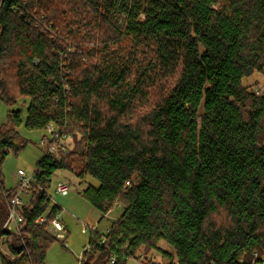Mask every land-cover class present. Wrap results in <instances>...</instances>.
Wrapping results in <instances>:
<instances>
[{"label":"trees","instance_id":"1","mask_svg":"<svg viewBox=\"0 0 264 264\" xmlns=\"http://www.w3.org/2000/svg\"><path fill=\"white\" fill-rule=\"evenodd\" d=\"M255 73L264 0H0V102L28 105L0 126V228L22 123L73 138L37 161L20 232L0 233L17 258L0 264H45L58 237L36 220L60 213L45 190L60 169L99 182L81 194L101 219L121 207L80 264L149 250L166 264H264V93L244 84Z\"/></svg>","mask_w":264,"mask_h":264},{"label":"rangeland","instance_id":"2","mask_svg":"<svg viewBox=\"0 0 264 264\" xmlns=\"http://www.w3.org/2000/svg\"><path fill=\"white\" fill-rule=\"evenodd\" d=\"M244 84L250 90L264 93V73H255L245 78ZM27 106V102L25 103L24 100L18 101L13 106L3 101L0 102V126L6 122L10 109H22L23 119H25ZM19 131L21 138L27 140V144L18 153L11 152L2 163V176L7 188H13L17 184L19 169H23L27 173L33 172L37 161L44 155L45 147L41 141L43 137L49 135L47 130H29L24 123L19 127ZM72 140V134L69 133L61 144L62 147L57 153L59 156L57 158L64 157L73 148ZM75 163L77 165V162ZM61 180L69 181L71 184V192L68 195H61L55 191L57 182ZM79 181L80 179L74 172L60 169L53 174L51 183L47 187L51 206L57 204L60 207V219L66 225L68 238L65 241L57 238L49 244L46 250L45 264H80L82 254L89 245V238L93 233L90 228L94 226L98 231L106 232L109 224L121 212V207L117 206L101 219L102 213L81 194L89 183L98 185L99 182L91 177H88L84 183ZM159 246L165 250L173 251L164 242H160ZM149 259L165 264L168 262V259L159 251L149 250L147 253L140 251L138 257L131 256L128 264H140L141 262L147 264L146 261Z\"/></svg>","mask_w":264,"mask_h":264},{"label":"built area","instance_id":"3","mask_svg":"<svg viewBox=\"0 0 264 264\" xmlns=\"http://www.w3.org/2000/svg\"><path fill=\"white\" fill-rule=\"evenodd\" d=\"M47 134L46 137H43L42 144H44L45 150L43 156H52V157H59L57 156V153L59 149L62 147L61 144H63V141L68 137V133L65 131V126H54V124H49L46 128ZM36 170L37 167L33 170V172L27 173L23 169L18 170V182L15 185V189L12 192L11 197L7 201V218L3 225L0 228V233L7 230H15L17 232H20L21 229V223L24 220L23 217V207L24 205L29 201L32 189L34 186V182L36 181ZM43 189V188H42ZM46 194L47 193V188ZM55 191L61 195H68L71 192V184L66 180L58 181L55 186ZM50 198V195H48ZM51 199V198H50ZM49 213L50 209H48L45 213H43L36 222L39 225H46L47 230L51 232L53 235L58 237L62 240H67V232H66V225L62 222L60 219L59 213L56 214L54 218L51 220L49 219ZM93 233L99 232L97 230V227H91L90 228ZM106 240V237L103 236L101 239V242H104ZM93 248V244L89 243L87 248L85 250H91ZM2 256H9L11 259L17 258V256L12 253L8 247L7 243V235L6 234H0V258ZM115 257L112 259V262H114ZM140 264H145L141 262Z\"/></svg>","mask_w":264,"mask_h":264}]
</instances>
